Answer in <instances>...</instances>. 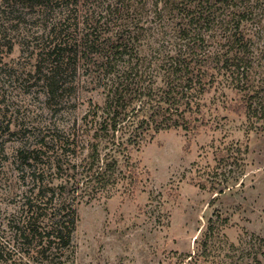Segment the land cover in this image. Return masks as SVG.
<instances>
[{
	"label": "rangeland",
	"instance_id": "obj_1",
	"mask_svg": "<svg viewBox=\"0 0 264 264\" xmlns=\"http://www.w3.org/2000/svg\"><path fill=\"white\" fill-rule=\"evenodd\" d=\"M92 2L81 0L78 16L72 12L69 18L66 7H55L47 17L49 24L59 21L56 29L61 32L55 31V38L38 16L27 15L14 26V18L0 12V24L7 25L13 43L10 50L0 47V237L5 241L13 242L8 219L18 217L32 185L31 164L43 168L36 172L43 182L58 184L63 135L89 139L104 117L101 107L111 91V72L102 62L124 33L107 16L93 30L98 17L96 11L90 17V12L99 8ZM86 35L99 45L98 51L83 54ZM50 39L67 45L72 59L69 69H59L57 89L49 99L44 79L51 64L38 62L54 43ZM159 43L148 29L136 47L151 59L152 68L168 51ZM50 54L49 59L58 58ZM253 73L264 83V53ZM156 81L161 84L160 75ZM242 101L241 92L219 85L201 97L202 112L210 122L194 131H151L137 145L127 143L129 132L101 139L102 157L114 153L117 140L124 141L135 170L133 186L120 173L109 197L78 203L73 243L62 260L26 256V264H264V128L260 122L250 125ZM236 140L247 145L238 179L221 193L200 187L198 182L219 176L212 173L216 147Z\"/></svg>",
	"mask_w": 264,
	"mask_h": 264
},
{
	"label": "trees",
	"instance_id": "obj_2",
	"mask_svg": "<svg viewBox=\"0 0 264 264\" xmlns=\"http://www.w3.org/2000/svg\"><path fill=\"white\" fill-rule=\"evenodd\" d=\"M105 1L92 2L99 8L90 12V17L95 16V11L98 17L93 30L99 26V19L107 16L106 20L122 26L124 34L119 42L110 45L109 56L102 62L108 73L111 72V91L101 107L104 117L89 139L82 134L63 135L59 167L56 166L58 184L43 182L38 176L43 168L31 164L34 166L32 185L24 195L18 217L8 219L13 242L0 237V264H26L23 259L26 256L40 261L62 260L73 243L77 204L85 198L109 197L120 173L123 178H130L128 184L133 186L135 170L124 141L117 140L114 153H105L102 157L98 148L101 139L114 140L118 131V137L129 132L127 143L137 145L151 131L171 127L194 131L210 122L202 112L201 97L219 85L241 92L250 125L260 122L264 128V83L259 81L262 77L256 79L253 73L255 63H259L264 53V0ZM80 2L0 0V12L13 17L14 26L27 15L38 16L48 27L49 36L54 34L55 38L59 21L47 23L49 13L62 5L67 9V18L72 12L76 17ZM173 18L179 21L173 23ZM148 29H153L159 47L168 49L154 68L151 59L136 50ZM82 40L83 54L99 50V45L88 39V35ZM48 42L54 43L47 45L46 56L38 64L44 65L46 60L51 64L49 76L44 75L50 99L57 89L59 69L70 68L72 55L67 45L51 39ZM4 45L10 50L13 43L7 25L0 24V47ZM51 52L58 58L49 59ZM158 75L161 84L156 83ZM221 143L215 150L217 161L212 172L219 176L207 180L209 185L206 181L198 182L200 187L216 188L220 193L232 186L230 181L238 179L247 153V145L238 140ZM23 160H27L25 154ZM125 190L132 189L128 186ZM213 226L210 223L209 230Z\"/></svg>",
	"mask_w": 264,
	"mask_h": 264
}]
</instances>
